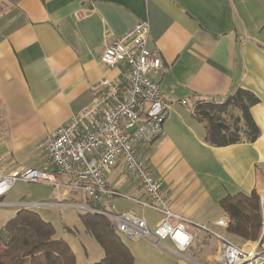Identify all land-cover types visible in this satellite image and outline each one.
Here are the masks:
<instances>
[{
  "label": "crops",
  "instance_id": "1",
  "mask_svg": "<svg viewBox=\"0 0 264 264\" xmlns=\"http://www.w3.org/2000/svg\"><path fill=\"white\" fill-rule=\"evenodd\" d=\"M140 21L149 24L147 49L161 61L152 79L171 105L164 135L140 151L162 184L169 211L220 235L225 229L215 222L228 221L222 199L255 192L264 208V0H0V165L7 172L52 173L41 145L89 105L96 83L121 78L120 68L99 59L106 45ZM237 90L258 100L249 109L253 137L212 147L194 106L223 103ZM105 180L125 196L112 199L116 213L143 218L149 230L157 227L161 215L133 201L147 197L120 161ZM78 196L60 188L47 196L29 191L28 201L9 195L0 202V229L18 204L51 207ZM36 210L40 217L48 211ZM129 242L140 264H218L220 243L209 234H196L184 252L188 257Z\"/></svg>",
  "mask_w": 264,
  "mask_h": 264
},
{
  "label": "built area",
  "instance_id": "2",
  "mask_svg": "<svg viewBox=\"0 0 264 264\" xmlns=\"http://www.w3.org/2000/svg\"><path fill=\"white\" fill-rule=\"evenodd\" d=\"M148 36V22L140 21L104 47L99 59L101 65L120 68L121 78L96 83L89 105L45 139L41 148L52 173L31 168L7 172L0 165V197L19 182L49 184L68 194L85 197L78 204L59 202L53 206L104 217L114 225L116 234L128 241L161 245L171 253L181 254L190 248L196 234L204 233L213 235L220 243L218 264H264V216L259 239L236 246L207 225L169 211L162 184L154 178L140 151L141 145L164 135L163 124L171 106L152 79L161 68V61L147 49ZM119 161L147 197L146 202L132 200L161 215L153 233L143 218L114 211L112 199L125 196L108 187L105 175ZM57 177L65 181L60 183ZM44 205L51 204L34 206ZM227 224L224 218L215 222L223 229ZM166 240L172 247L163 244Z\"/></svg>",
  "mask_w": 264,
  "mask_h": 264
},
{
  "label": "trees",
  "instance_id": "3",
  "mask_svg": "<svg viewBox=\"0 0 264 264\" xmlns=\"http://www.w3.org/2000/svg\"><path fill=\"white\" fill-rule=\"evenodd\" d=\"M257 98L237 90L223 103L198 101L193 116L204 124L205 141L212 147H226L251 141L256 130L249 109ZM59 180L60 177H57ZM228 216L225 233L241 242H256L261 234L259 196L237 193L219 202ZM86 231L94 238L103 257L93 264H134V258L114 225L104 217L82 214ZM53 226L34 211L22 208L0 229V264H77L64 242L54 239Z\"/></svg>",
  "mask_w": 264,
  "mask_h": 264
},
{
  "label": "rangeland",
  "instance_id": "4",
  "mask_svg": "<svg viewBox=\"0 0 264 264\" xmlns=\"http://www.w3.org/2000/svg\"><path fill=\"white\" fill-rule=\"evenodd\" d=\"M40 187H43V190L37 192ZM54 190L55 188L50 186L49 184H26L19 182L12 187L11 191L9 192V194L6 195L5 199H0V202L6 201L9 195L14 196L15 198L19 197V199H26V201H28L27 193H29V191L33 192V194L35 195L47 196L50 193L54 192ZM83 200H85L84 196H78L72 199H65L63 203L78 204L81 203ZM45 201L48 200L45 199ZM261 206H263L262 202ZM33 207L35 208L30 207L29 209L35 212V210L39 206ZM40 207L48 210L46 215L41 214V218L53 226L55 231L53 236L54 239L64 242L69 246V249L76 257L77 264H93L101 260V258L103 257V252L94 240V238L86 231L81 221V214L67 207L58 208L53 205L51 207H49L48 205ZM52 210H54V212ZM154 230L149 231L153 233ZM220 235L236 246H240L246 243L241 242L240 240L235 239L230 235H226L223 232H221ZM121 238L124 244L129 248V250H131L129 247L130 242L123 237ZM165 243L172 247L168 241H166ZM132 255L134 257V264H140V257L136 255V253H132ZM180 255L182 257H188L189 253H181Z\"/></svg>",
  "mask_w": 264,
  "mask_h": 264
},
{
  "label": "water",
  "instance_id": "5",
  "mask_svg": "<svg viewBox=\"0 0 264 264\" xmlns=\"http://www.w3.org/2000/svg\"><path fill=\"white\" fill-rule=\"evenodd\" d=\"M262 216H264L263 206H261Z\"/></svg>",
  "mask_w": 264,
  "mask_h": 264
}]
</instances>
